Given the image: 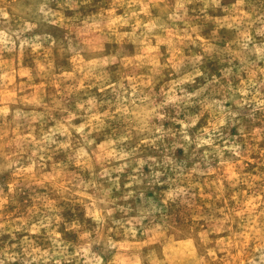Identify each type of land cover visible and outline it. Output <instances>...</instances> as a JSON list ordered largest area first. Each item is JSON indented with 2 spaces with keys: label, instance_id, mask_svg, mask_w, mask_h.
<instances>
[{
  "label": "rangeland",
  "instance_id": "374dc122",
  "mask_svg": "<svg viewBox=\"0 0 264 264\" xmlns=\"http://www.w3.org/2000/svg\"><path fill=\"white\" fill-rule=\"evenodd\" d=\"M0 264H264V0H0Z\"/></svg>",
  "mask_w": 264,
  "mask_h": 264
}]
</instances>
